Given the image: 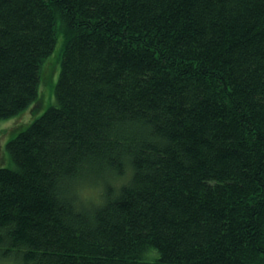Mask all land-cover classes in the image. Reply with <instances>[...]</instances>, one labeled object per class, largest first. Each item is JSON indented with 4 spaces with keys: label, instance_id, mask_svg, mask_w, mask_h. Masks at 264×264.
<instances>
[{
    "label": "trees",
    "instance_id": "16d2710c",
    "mask_svg": "<svg viewBox=\"0 0 264 264\" xmlns=\"http://www.w3.org/2000/svg\"><path fill=\"white\" fill-rule=\"evenodd\" d=\"M59 39L54 102L6 144L0 257L264 264V0H0V121Z\"/></svg>",
    "mask_w": 264,
    "mask_h": 264
},
{
    "label": "rangeland",
    "instance_id": "374dc122",
    "mask_svg": "<svg viewBox=\"0 0 264 264\" xmlns=\"http://www.w3.org/2000/svg\"><path fill=\"white\" fill-rule=\"evenodd\" d=\"M62 48V40L59 39L56 42L53 52L45 61V66L54 65L52 79L43 77V81L40 84L39 99L36 103L31 105L27 110L19 115L9 119L0 121V167H11L12 161L6 148L7 142L12 139L19 131L24 129L30 124L35 118L41 115L53 102H54V85L57 81L59 74V62L56 59L59 57ZM110 181V180H109ZM111 182V181H110ZM100 186H91L82 192H79L78 199L81 202L90 200L92 202L98 201L101 194ZM0 264H17L14 261L0 257Z\"/></svg>",
    "mask_w": 264,
    "mask_h": 264
}]
</instances>
